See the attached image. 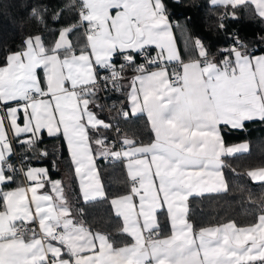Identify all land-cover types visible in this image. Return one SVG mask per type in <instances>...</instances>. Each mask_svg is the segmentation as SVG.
<instances>
[{
  "label": "snow or ice",
  "instance_id": "snow-or-ice-1",
  "mask_svg": "<svg viewBox=\"0 0 264 264\" xmlns=\"http://www.w3.org/2000/svg\"><path fill=\"white\" fill-rule=\"evenodd\" d=\"M211 4L224 9L221 19H238L244 8L264 22V0ZM69 6L78 8L79 21L60 30L52 46L29 36L0 64V264H264V193L250 224L196 227L188 218L190 197L227 190L222 157L248 151L247 143L226 146L222 129L264 123V55H251L233 33L220 56L197 38L195 55L182 58L165 0ZM32 15L39 16L37 8ZM77 28L82 44L69 39ZM125 80L131 107L120 115L144 116L151 137L138 143L125 136L114 150L115 142L108 146L98 135L113 126L93 109L102 107V87L111 82L120 91ZM5 121L15 136L31 134L29 143L43 130L63 137L85 202L108 199L96 157L126 161L127 194L109 203L122 218L117 235L129 242L89 226L47 169L29 168L27 183H16ZM247 175L264 181V167Z\"/></svg>",
  "mask_w": 264,
  "mask_h": 264
},
{
  "label": "trees",
  "instance_id": "trees-1",
  "mask_svg": "<svg viewBox=\"0 0 264 264\" xmlns=\"http://www.w3.org/2000/svg\"><path fill=\"white\" fill-rule=\"evenodd\" d=\"M77 1L79 0L76 3ZM71 3L72 0H0V64H3L8 52L19 50V46L29 36L39 35L46 46H52L60 30L79 21L76 8L69 6ZM165 3L168 5L169 19L174 23L175 37L182 58L195 55L193 41L197 38L205 43L211 53L220 56V49L232 46L233 33L238 34L248 46H253L254 54H264V43L259 40V37L264 36V22L251 11L240 8L236 10L238 19L230 16L221 19L224 9L214 7L211 0H179V3L165 0ZM33 8L38 9L39 16L32 15ZM221 23L225 25L224 29L219 27ZM69 37L73 43L79 39L82 44V28L69 33ZM123 83L125 86L120 91H106L104 97L98 93L97 104L102 107L93 110L100 119L113 126L98 135L106 139L108 146L113 142L121 144L125 136L138 143H148L151 132L148 130L146 118L140 114H130L128 118L120 115L121 109L128 111L129 107L127 80ZM117 127L119 132L116 131ZM222 135L226 145L247 141L249 150L223 157L226 191L189 198L188 218L196 227L226 223L230 220L243 226L255 222L260 213V196L264 193V183L252 181L247 173L250 169L264 167V123L249 122L246 130L224 128ZM14 140L16 157L22 159V156H26L27 166H45L52 178L67 176L64 184L65 195L74 211L83 209V219L89 226L96 231L110 234L118 243L129 242L126 236L117 235V230L122 227V219L114 214L109 203L110 199L125 195L128 191V185L124 183L127 177L123 160L96 157L108 199L85 202L81 198L63 137L49 136L42 132L34 143ZM116 148L117 146L114 150ZM22 178L23 174L17 170L16 183H22ZM15 186V183L11 185ZM160 219L162 221L163 214Z\"/></svg>",
  "mask_w": 264,
  "mask_h": 264
},
{
  "label": "crops",
  "instance_id": "crops-1",
  "mask_svg": "<svg viewBox=\"0 0 264 264\" xmlns=\"http://www.w3.org/2000/svg\"><path fill=\"white\" fill-rule=\"evenodd\" d=\"M172 22V21H171ZM172 24H174L173 22H172ZM174 26V25H173ZM173 37H174V40H175V44H176V47H177V49L179 50V47H178V44H177V40H176V37H175V32H174V27H173ZM59 38V34H58V36H57V38H56V40ZM69 39H70V37H69ZM55 40V41H56ZM180 52V51H179ZM253 55H264V54H253ZM130 90V89H129ZM128 111L130 110V107H131V105H130V102L128 101ZM136 115H138V114H136ZM99 118V117H98ZM100 119V118H99ZM18 123H20L21 124V126H23V124H22V120H18L17 121ZM5 127H6V130H7V134H8V138H9V141L11 142V145H12V148L14 149V142H15V140H14V138L15 139H19V141L20 142H28V140H30V139H32L31 138V134H21L19 137H17V136H15L14 135V131L10 128V127H8V122L7 121H5ZM42 132H44V133H46L47 134V131L46 130H43ZM41 132V133H42ZM41 133H39L38 135L40 136L41 135ZM48 135V134H47ZM65 141V140H64ZM242 143H247L248 144V142L247 141H240V142H237V143H233V144H228V145H226V146H231V145H238V144H242ZM65 144H66V147H67V142L65 141ZM248 146H249V144H248ZM67 150H68V147H67ZM116 150H120V148H116ZM248 150H249V147H248ZM242 153H245V152H242ZM68 154H69V156H70V153H69V150H68ZM235 154H241V153H235ZM235 154H233V155H235ZM231 156V155H230ZM70 159H71V157H70ZM222 159H223V157H222ZM123 163H124V167H125V172H126V177H127V171H126V161H123ZM73 164V163H72ZM96 165H97V163H96ZM29 168H44V169H47V167H45V166H42V165H33V166H28L26 169H25V171L23 172V173H21V174H23V178H22V183L23 184H26L27 183V181L25 180V172L29 169ZM98 169V168H97ZM255 169H258V168H255ZM48 170V169H47ZM73 170H74V174H75V166L73 165ZM250 170H254V169H250ZM249 170V171H250ZM248 171V172H249ZM99 172V171H98ZM222 172H223V169H222ZM48 174H49V172H48ZM224 175V174H223ZM100 176V175H99ZM49 178L50 179H52V180H60V181H62V186L64 187V184L67 182V176L66 175H64V176H62V177H60V178H52L51 176H50V174H49ZM75 178H76V181H77V184H78V188H79V192H80V187H79V178L77 177V175L75 174ZM225 178V177H224ZM250 178V177H249ZM251 179V178H250ZM100 180H101V178H100ZM252 180V179H251ZM226 181V180H225ZM252 181H254V180H252ZM102 182V181H101ZM254 182H263L264 183V181H254ZM103 185V184H102ZM45 190H47V189H45ZM221 192H223V191H221ZM205 194H210V193H205ZM80 195H81V192H80ZM81 198H82V195H81ZM114 210V209H113ZM122 219V218H121ZM164 220V221H163ZM166 221V217L163 215V219H162V222H165Z\"/></svg>",
  "mask_w": 264,
  "mask_h": 264
},
{
  "label": "built area",
  "instance_id": "built-area-1",
  "mask_svg": "<svg viewBox=\"0 0 264 264\" xmlns=\"http://www.w3.org/2000/svg\"><path fill=\"white\" fill-rule=\"evenodd\" d=\"M79 3V1H77V4ZM77 10V13H78V8H76ZM83 31V29H82ZM248 52L252 55L254 54V47L253 46H248L247 48ZM154 54V53H153ZM108 73L106 71H101L100 75L101 76H104V75H107ZM128 76L130 77L131 76V73L129 72L128 73ZM110 90H114V89H111V82H109V87L108 89H105V88H101V91L100 93L102 94V96L104 97L106 95V91H110ZM115 91V90H114ZM108 112V110H107ZM121 140V139H120ZM29 141V140H28ZM115 144H117V148H120V143L118 144V142H116ZM17 153H16V150L13 149V154L9 157V162L11 164H13L14 168L17 169L18 171H20V173H23L25 171V169L28 167L26 164H25V161L27 160V157L26 156H22V159L20 158H17L16 157Z\"/></svg>",
  "mask_w": 264,
  "mask_h": 264
}]
</instances>
